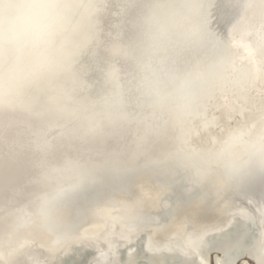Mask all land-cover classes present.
Returning <instances> with one entry per match:
<instances>
[{"label": "clouds", "instance_id": "1", "mask_svg": "<svg viewBox=\"0 0 264 264\" xmlns=\"http://www.w3.org/2000/svg\"><path fill=\"white\" fill-rule=\"evenodd\" d=\"M143 178L264 184V0H0V262L24 236L64 247L105 192L144 230Z\"/></svg>", "mask_w": 264, "mask_h": 264}, {"label": "bare ground", "instance_id": "2", "mask_svg": "<svg viewBox=\"0 0 264 264\" xmlns=\"http://www.w3.org/2000/svg\"><path fill=\"white\" fill-rule=\"evenodd\" d=\"M160 185L149 179V188L157 190L153 194L156 198L149 196V202L144 201L149 209L161 203ZM180 185L178 197L166 202L164 212H158L159 208L149 210L154 212L153 222L161 230L173 224L171 235L168 238L163 235L158 244L133 246V240L127 241L130 235L139 236L140 231L129 233L122 224L117 207L125 194L105 192L95 201L106 204L92 206L75 238L64 247L52 249L44 238L37 236H24L15 241V247L27 253L18 258V264H250L248 259L253 264H264V184L256 201L243 197L236 205L228 204L232 191L222 187L209 184L193 190ZM172 186L165 189L175 190ZM138 193L127 195L137 198ZM214 219L218 221L211 222ZM184 225L206 234L207 242L202 249L187 251L167 247L178 228ZM77 245L80 247L75 248ZM85 247H93L94 251L89 252Z\"/></svg>", "mask_w": 264, "mask_h": 264}, {"label": "rangeland", "instance_id": "3", "mask_svg": "<svg viewBox=\"0 0 264 264\" xmlns=\"http://www.w3.org/2000/svg\"><path fill=\"white\" fill-rule=\"evenodd\" d=\"M237 44L243 46V42L242 41H239L237 40L236 41ZM245 51L248 52L249 55H252V53L250 51H248L247 49H245ZM216 116L223 122L227 119V114L223 111H219L216 113ZM176 185H180V184H175L174 186L172 187H175V190H172L170 192H168L167 189H165L167 186L164 185L162 183V185L159 186V189H160V197L159 200L161 201V203L157 206V207H154L153 209H149V205L148 203H145L146 206L148 207L149 210H153L155 211L157 208H159V211L158 212H164V208L166 206V202H169V200H172L171 198H177V194L179 193V191H177V188L178 187H182L181 185L180 186H176ZM157 191L156 190V187H153V188H149V179L148 178H143L139 181L136 182V184L132 187L131 191L133 194L135 193H138L137 194V198L141 199L143 202L144 201H147L149 202V196H152L153 198H156V196L154 197V192ZM159 191V190H158ZM154 194V195H153ZM158 195V194H156ZM133 197H136V196H130V198H133ZM109 203V202H108ZM102 204H106L104 202H101V201H95L93 206H98V205H102ZM151 215L154 217L155 214L154 212L151 213ZM161 226H158V224H156V222H152L148 227H146L144 230L140 231L139 236H135V235H130L128 238H127V241L129 240H133L135 243L133 244V246H135V244H148L149 246L153 245V244H158L159 242H154L153 241V235H156L158 232L161 231ZM148 243L145 241V239H148ZM214 254L215 253H212V256L214 257ZM209 258H210V254H209Z\"/></svg>", "mask_w": 264, "mask_h": 264}, {"label": "water", "instance_id": "4", "mask_svg": "<svg viewBox=\"0 0 264 264\" xmlns=\"http://www.w3.org/2000/svg\"><path fill=\"white\" fill-rule=\"evenodd\" d=\"M262 186H263V184H259V183H257V184H255V185H253V186H251L248 190H247V192L246 193H244V194H239V193H235V192H231V195H232V197L230 198V202L228 203L229 205H231L232 203H234L235 205L236 204H238V203H240L241 202V200H242V198L244 197H246V199H253V201H256L258 198H259V196H260V193L262 192ZM241 195V196H240ZM240 198H241V200H240ZM244 200V199H243ZM234 216H232V218H233ZM185 219V218H184ZM221 219V218H220ZM219 219V220H220ZM218 221V219H214V220H211V222H217ZM183 223L185 224V225H187L186 223H187V220H184L183 221ZM182 223V224H183ZM184 225V226H185ZM173 226V224H171V225H169V226H167V227H165L163 230H161L160 232H158L156 235H153V241L154 242H162V238H163V235H165V237L166 238H168V236L169 235H171V233H172V231L174 230V228L172 227ZM172 227V228H171ZM147 237V236H146ZM148 238V237H147ZM150 238H148V239H145V241L148 243V240H149ZM80 247V245H77V246H75V248H79ZM69 249L70 248H68L66 251H69ZM85 249L87 250V251H89V252H93L94 251V248L93 247H85ZM48 264H51V263H48Z\"/></svg>", "mask_w": 264, "mask_h": 264}, {"label": "flooded vegetation", "instance_id": "5", "mask_svg": "<svg viewBox=\"0 0 264 264\" xmlns=\"http://www.w3.org/2000/svg\"><path fill=\"white\" fill-rule=\"evenodd\" d=\"M248 259V258H247ZM248 261L250 262V264H253V262L250 260V259H248Z\"/></svg>", "mask_w": 264, "mask_h": 264}]
</instances>
